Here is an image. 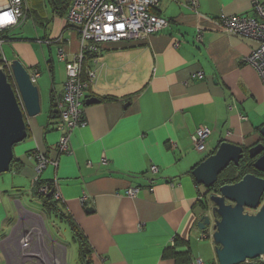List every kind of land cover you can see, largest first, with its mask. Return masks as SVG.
<instances>
[{
  "label": "crops",
  "instance_id": "0c3cea01",
  "mask_svg": "<svg viewBox=\"0 0 264 264\" xmlns=\"http://www.w3.org/2000/svg\"><path fill=\"white\" fill-rule=\"evenodd\" d=\"M253 1L160 0L155 12L169 20L165 29L145 42L106 43L86 57L83 71H96L84 98L87 124L73 131L70 151L59 153L61 133L52 99H61L67 74L66 61L56 64L53 46L57 55L62 47L72 60L81 50L80 35L66 19L70 1L60 13L46 0L49 18L41 0H26L28 20L32 17L44 27L45 35L35 39L39 43H29L27 37L9 34L10 29L0 61L19 59L29 71L40 70L36 85L41 110L26 116V143L14 147L18 165L12 180L0 184V264H10L1 242L19 223L17 201L31 210L28 201L38 200L46 215L35 192L36 161L29 156L33 150L58 161L41 179L54 181L65 214L86 236L90 264L218 260L214 238L204 237L207 230L198 225L205 214L200 203L207 187L193 170L224 141L250 149L263 140L264 82L246 60L258 43L226 32L221 24L224 15L255 16ZM43 63L49 67L45 73ZM202 124L212 133L206 149L199 151L191 135ZM131 188L137 189L136 195L127 193ZM16 244V237L9 241L11 247Z\"/></svg>",
  "mask_w": 264,
  "mask_h": 264
},
{
  "label": "built area",
  "instance_id": "2783aa9c",
  "mask_svg": "<svg viewBox=\"0 0 264 264\" xmlns=\"http://www.w3.org/2000/svg\"><path fill=\"white\" fill-rule=\"evenodd\" d=\"M195 4V2H193ZM160 0H70L66 19L69 25L75 28L80 35L81 50L72 59L67 60L62 47L59 48V58L66 61L67 79L64 85V93L57 102L58 121L56 128L61 136L57 143L59 153L70 151V139L73 131L80 126H85V92L96 78V71L84 68V61L88 56L96 55L102 46L109 42L121 41H147L149 37L165 29L169 20L158 13L155 9ZM253 9L255 16L250 15H224L221 18L223 29L233 35L255 39L258 43L253 52L246 58L259 72L264 82V2L254 0ZM29 9L26 0H0V49L7 41L3 36L5 31L17 28L28 20ZM197 38L202 40L199 30ZM0 67H5L11 72V61L4 60ZM34 84L40 77V70L30 71ZM85 74V78L83 75ZM212 131L208 125L198 126L191 135L192 143L199 151L206 149V144ZM36 160L35 184L40 180L42 172L49 166H58V161L48 158L40 150L33 153ZM103 162H107L103 157ZM153 172L158 171L157 165H152ZM48 184H41L38 191L46 193ZM136 188H131L127 193L136 195ZM56 199L59 198L57 187L53 189ZM86 197L82 199L85 205ZM204 237L213 239L215 231L211 226L206 229ZM27 241V239H25ZM189 264H220L218 260L205 262L197 257ZM242 264H254L251 259Z\"/></svg>",
  "mask_w": 264,
  "mask_h": 264
},
{
  "label": "water",
  "instance_id": "95a60500",
  "mask_svg": "<svg viewBox=\"0 0 264 264\" xmlns=\"http://www.w3.org/2000/svg\"><path fill=\"white\" fill-rule=\"evenodd\" d=\"M11 75L15 84L9 79ZM95 101V98L89 99L86 103ZM40 110V92L25 65L15 59L11 61V72L0 67V175L10 171L15 145L28 136L26 116L37 115ZM260 132L263 140L252 146L249 154L255 158L254 167L264 173V126ZM244 150L241 145L224 141L215 153L195 167L193 175L207 188L211 187L231 162L240 163ZM211 199L216 204L214 212L218 217L213 238L219 263L242 264L264 256V177L247 173L236 183L223 185L220 193ZM247 208L256 212H248ZM212 223L210 215L205 213L198 225L206 230Z\"/></svg>",
  "mask_w": 264,
  "mask_h": 264
},
{
  "label": "rangeland",
  "instance_id": "374dc122",
  "mask_svg": "<svg viewBox=\"0 0 264 264\" xmlns=\"http://www.w3.org/2000/svg\"><path fill=\"white\" fill-rule=\"evenodd\" d=\"M29 1L33 3L34 0ZM41 2L43 12L51 18L50 5L46 0H41ZM34 23L35 21L31 17L24 25L11 29L9 34L16 33L21 37H27L29 43H39L36 40L44 37L45 29L41 25H35ZM43 45L45 49H49L47 43ZM37 47L40 48L41 45L37 44ZM53 53L56 64L62 65L55 46H53ZM48 69L47 63H43L44 73ZM49 96L48 92H46L44 96L46 101H49ZM25 141L20 144L26 143ZM13 175L14 171L12 170L2 173L0 175V184L10 182ZM27 189H31L29 182H27ZM214 194L218 193H209L207 197L210 209L206 212L212 219L211 230L213 231H215V223L218 219L214 212L216 204L211 199V196ZM37 201H28V207L31 210L26 209L21 202L17 201V206L20 208L19 223L14 227L12 234L1 242L3 250L10 257V264H83L80 262L78 253L79 245L73 239V230L67 217H62L60 214L45 215L44 217L43 211L36 204ZM246 211L251 213L256 212V210L250 208H247ZM15 237L17 239L16 246H9V241ZM251 261L254 264H264V256Z\"/></svg>",
  "mask_w": 264,
  "mask_h": 264
},
{
  "label": "trees",
  "instance_id": "16d2710c",
  "mask_svg": "<svg viewBox=\"0 0 264 264\" xmlns=\"http://www.w3.org/2000/svg\"><path fill=\"white\" fill-rule=\"evenodd\" d=\"M70 0H50L51 4L60 12H64L69 4ZM30 16V13L28 15V18ZM24 25V24H23ZM8 31H5L3 33V36L5 37L6 40L10 39L9 34H7ZM0 64H2V61H0ZM10 81L13 83V79L11 76H9ZM14 84V83H13ZM53 106H55V100L54 98L52 99ZM57 116V114H56ZM244 155L243 158L240 160V163L236 165L234 162H231L228 167H226L218 176V180L216 183H214L211 187L207 188V193L204 195V198L201 200L200 206L204 213L207 212V210L210 209L209 204H208V195L209 193H220V188L223 185L226 184H233L239 181L245 174L247 173H254L260 176L264 177V173L259 171L257 168L254 167V161L255 158L252 159L249 154V147H244ZM36 150H33L29 153V156L31 159L33 158V153ZM34 161H36L34 159ZM18 165L17 158L14 157L12 163H11V169L12 171H15V166ZM20 166L16 168V172L20 171ZM41 184H48L49 190L46 193H41L38 191V187ZM55 188V183L54 181H47L41 179L36 182L35 184V192L38 195V197L41 200L42 203V208L45 211L46 215H52V214H60L62 217H64L66 214L64 212V209L61 205V199H56L54 194L51 193V191ZM48 213V214H47ZM67 219L71 224V228L73 230V239L76 241L79 245L78 247V253L80 257V262L85 263V264H90L91 261V249L90 246L87 242L86 236L83 234L82 230L80 227L75 223L73 219H71L68 215Z\"/></svg>",
  "mask_w": 264,
  "mask_h": 264
},
{
  "label": "bare ground",
  "instance_id": "6f19581e",
  "mask_svg": "<svg viewBox=\"0 0 264 264\" xmlns=\"http://www.w3.org/2000/svg\"><path fill=\"white\" fill-rule=\"evenodd\" d=\"M5 43H6V42H5ZM4 45H5V44H4ZM4 45H3V46H4ZM3 46H2V47H3ZM11 77H12V79H14L13 75H11ZM86 91H87V90H86ZM85 93H86V92H85Z\"/></svg>",
  "mask_w": 264,
  "mask_h": 264
},
{
  "label": "flooded vegetation",
  "instance_id": "af4514ba",
  "mask_svg": "<svg viewBox=\"0 0 264 264\" xmlns=\"http://www.w3.org/2000/svg\"><path fill=\"white\" fill-rule=\"evenodd\" d=\"M13 83L15 84V82L13 81Z\"/></svg>",
  "mask_w": 264,
  "mask_h": 264
}]
</instances>
